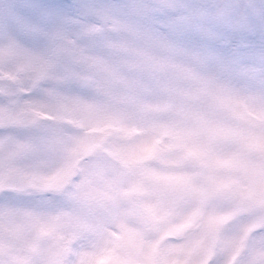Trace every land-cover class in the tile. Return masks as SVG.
I'll return each mask as SVG.
<instances>
[{
    "label": "clouds",
    "instance_id": "clouds-1",
    "mask_svg": "<svg viewBox=\"0 0 264 264\" xmlns=\"http://www.w3.org/2000/svg\"><path fill=\"white\" fill-rule=\"evenodd\" d=\"M18 7L0 0V158L120 182L86 241L33 248L4 200L0 264H264V0H71L26 27Z\"/></svg>",
    "mask_w": 264,
    "mask_h": 264
},
{
    "label": "rangeland",
    "instance_id": "rangeland-1",
    "mask_svg": "<svg viewBox=\"0 0 264 264\" xmlns=\"http://www.w3.org/2000/svg\"><path fill=\"white\" fill-rule=\"evenodd\" d=\"M25 9V15H32L34 5L51 4L64 7L71 0H14ZM2 103V100H0ZM39 104V102H34ZM39 111V107L34 109ZM5 113L0 111V120ZM44 119L51 118L43 114ZM59 130L50 138L55 143ZM54 159H38L25 169L11 165L0 158V204L4 200L30 210L29 218L35 228L32 247L54 232L66 234L75 240L86 241L98 233L118 207L117 185L119 178L109 177L103 160L97 161L95 175L101 187L81 183L70 186L66 183L69 170L50 171ZM7 194V195H5ZM3 210L0 208V218Z\"/></svg>",
    "mask_w": 264,
    "mask_h": 264
},
{
    "label": "snow or ice",
    "instance_id": "snow-or-ice-1",
    "mask_svg": "<svg viewBox=\"0 0 264 264\" xmlns=\"http://www.w3.org/2000/svg\"><path fill=\"white\" fill-rule=\"evenodd\" d=\"M25 9L23 6H20L18 8H13V10L9 13V23L14 26L18 27H26V22L24 19ZM35 13V9H32V14Z\"/></svg>",
    "mask_w": 264,
    "mask_h": 264
}]
</instances>
